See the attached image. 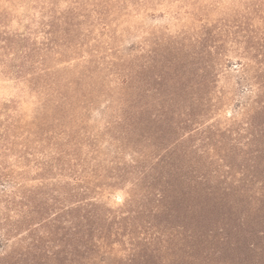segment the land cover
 Instances as JSON below:
<instances>
[{"label": "rangeland", "instance_id": "374dc122", "mask_svg": "<svg viewBox=\"0 0 264 264\" xmlns=\"http://www.w3.org/2000/svg\"><path fill=\"white\" fill-rule=\"evenodd\" d=\"M0 264H264V0H0Z\"/></svg>", "mask_w": 264, "mask_h": 264}, {"label": "trees", "instance_id": "16d2710c", "mask_svg": "<svg viewBox=\"0 0 264 264\" xmlns=\"http://www.w3.org/2000/svg\"><path fill=\"white\" fill-rule=\"evenodd\" d=\"M22 35H16V37L18 39H20L21 41L23 40V38L21 37ZM30 40V39H29ZM30 45H33L32 41L30 43ZM35 50V49H34ZM26 57L28 58V56L26 55ZM26 63V68L27 66L31 67L33 66V61H30L29 59L26 60V62H24L23 64L25 65ZM16 67V66H15ZM25 67V66H24ZM28 70H31L30 68H27ZM44 72V70H43ZM41 79H42V76H41ZM44 81H46V78H43ZM129 81L125 82L126 85V89L123 88V90H127L130 88V85L128 84ZM76 96V95H75ZM73 96V97H75ZM72 105V104H71ZM63 106L62 105H57V108L56 110H60L61 112L63 111ZM70 112V113H69ZM65 113L67 114V118L70 119V131H72V126H73V122L77 119V113H78V109H75L73 110V107L72 106H69V109H67L65 111ZM116 119H115V123L116 125L118 124H121L123 122V119L121 116H115ZM62 126V125H61ZM75 131V130H74ZM62 134L66 135L65 132H63ZM61 134V135H62ZM28 141V143H27ZM27 141L23 144H20L18 143V145H21L23 149H27L29 148L30 150L33 149V147H30L29 146V139H27ZM57 141V144L56 146L54 145V149H51L52 150V153H54L53 155H51V159H50V162L48 161L46 164L44 162H42V171L44 170L46 174H53L54 171L56 170H66V171H70L69 173H71V178L73 179L72 181L74 182L73 183V187H79V184H81L82 182H85L87 179L88 181H90V183L94 182V179L91 180L92 177H90V179L88 178L89 176L87 175H83V174H78L77 172L74 171V166L76 164L73 163V161L77 159L80 160L81 163H78L81 167L85 166V163L88 161V158H82L80 157V155H74L73 158L72 155L70 154L69 152V148H72V146H79L81 145L80 141L76 138H74L72 141L69 140V138H65V139H56ZM39 142V141H37ZM32 146V145H31ZM51 146V145H49ZM53 147V146H52ZM22 150V149H21ZM64 154L66 156H64ZM71 159V160H70ZM73 160V161H72ZM72 162V163H71ZM72 185V184H71ZM93 187V185L91 186ZM89 189V188H88ZM93 190L90 189V192H92ZM58 213H55V215H53L52 217L50 218H47L45 219V223H51L52 224V218L57 216ZM51 220V221H50ZM49 221V222H48ZM44 224L43 223H39L37 226H43ZM45 226V225H44ZM47 226V224H46ZM19 227V226H18ZM30 228V227H28ZM34 227L32 228V225H31V228L28 229V233H32ZM46 249H40L39 247H37V245H27L26 248H21L18 252L19 256L21 259H23V257H36V255H38L37 253H33V252H39V255H41L43 258H47V259H51L53 260L54 259H57L59 253L58 252H53L54 250H50L49 247H45ZM49 249V250H48ZM27 259H31L33 260L32 258H27Z\"/></svg>", "mask_w": 264, "mask_h": 264}]
</instances>
